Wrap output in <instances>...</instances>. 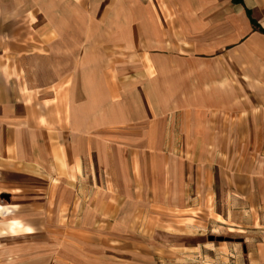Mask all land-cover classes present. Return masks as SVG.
<instances>
[{"label": "crops", "instance_id": "crops-1", "mask_svg": "<svg viewBox=\"0 0 264 264\" xmlns=\"http://www.w3.org/2000/svg\"><path fill=\"white\" fill-rule=\"evenodd\" d=\"M260 29L264 0H0V264H184L216 198L264 264Z\"/></svg>", "mask_w": 264, "mask_h": 264}, {"label": "rangeland", "instance_id": "rangeland-1", "mask_svg": "<svg viewBox=\"0 0 264 264\" xmlns=\"http://www.w3.org/2000/svg\"><path fill=\"white\" fill-rule=\"evenodd\" d=\"M221 205L220 198L211 199L206 207L209 209H205V212H200L198 215L199 223L190 226L183 232V252L187 255L184 264H213L209 252L218 254L217 264H243L241 259L243 249L240 248L239 243L240 239L244 238V232L241 231L239 215H232V222H224L221 218L208 214L212 207H214V211L221 213ZM231 208L239 209L237 201H232ZM217 237H221V240H218ZM230 245L233 246V250L225 248ZM219 246L223 247V251L219 250ZM193 249L196 250V253L193 252ZM230 253L234 254L233 260L229 256Z\"/></svg>", "mask_w": 264, "mask_h": 264}, {"label": "trees", "instance_id": "trees-1", "mask_svg": "<svg viewBox=\"0 0 264 264\" xmlns=\"http://www.w3.org/2000/svg\"><path fill=\"white\" fill-rule=\"evenodd\" d=\"M233 1H235V2H242V0H233ZM251 22L253 23V25L256 26V23L253 20H251ZM260 30L261 31H264V29H260Z\"/></svg>", "mask_w": 264, "mask_h": 264}, {"label": "water", "instance_id": "water-1", "mask_svg": "<svg viewBox=\"0 0 264 264\" xmlns=\"http://www.w3.org/2000/svg\"><path fill=\"white\" fill-rule=\"evenodd\" d=\"M0 197H1V198H4V197H8V196H7V195H6V196H5V195H0ZM217 239H218V240H221V237H217ZM240 241H241V239H240Z\"/></svg>", "mask_w": 264, "mask_h": 264}]
</instances>
